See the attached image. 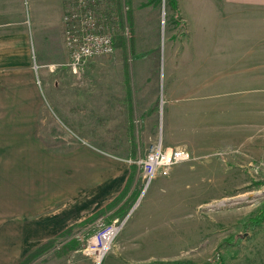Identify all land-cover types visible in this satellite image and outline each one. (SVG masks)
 I'll return each instance as SVG.
<instances>
[{
	"label": "rangeland",
	"instance_id": "1",
	"mask_svg": "<svg viewBox=\"0 0 264 264\" xmlns=\"http://www.w3.org/2000/svg\"><path fill=\"white\" fill-rule=\"evenodd\" d=\"M63 2L60 12L58 0H0V194L15 197L16 189L34 200L40 191L42 199L47 195L42 187L53 176L47 173L59 162L63 176L83 174L71 189L92 190L87 194L98 195L104 205L116 204L70 225L76 236L67 242L91 257L85 263L75 254L83 264H264V221L249 220L264 206V7L178 0L175 13L169 0H132L134 51L147 52L130 55L136 74L131 87L141 100L132 117L134 134L126 132L127 123L113 106L116 118L106 124L108 135L115 136L98 144L80 136L88 130L86 92L104 85L117 89L113 78L123 72L121 56L113 51L92 57L72 75L64 15L78 3ZM105 26L113 34L115 29ZM92 72L97 79H90ZM58 82L62 95L54 93ZM31 87L39 90L36 96ZM70 100L78 112L70 110ZM158 139L188 148L192 158L175 163L168 175L157 174L142 195V169L129 159L144 156ZM76 147L91 165L66 161ZM51 148L60 157L54 158ZM125 199H131L125 213L110 215ZM22 202H11L13 212L6 210L11 219L22 220L17 216ZM127 213L98 263L97 219L109 222ZM0 219H8L6 213ZM116 241L136 247L134 262ZM59 243L47 253H57Z\"/></svg>",
	"mask_w": 264,
	"mask_h": 264
},
{
	"label": "crops",
	"instance_id": "2",
	"mask_svg": "<svg viewBox=\"0 0 264 264\" xmlns=\"http://www.w3.org/2000/svg\"><path fill=\"white\" fill-rule=\"evenodd\" d=\"M224 1L235 5L264 7V0ZM58 3L61 12V8H64L67 3L65 4L63 0H58ZM88 3L90 7L94 9V6L97 4V0H88ZM23 62H26V60H24ZM68 67L70 69V66ZM55 70V72H57L58 69ZM91 70H93V68H91ZM70 73L74 75L72 71ZM5 74H3L2 77L4 76L7 79L8 77L13 76V74H11L10 76ZM62 76L63 78L66 77L65 75ZM93 76L94 75L92 72L90 78L91 80L93 79ZM135 76L136 74H134L133 72L130 74L132 80L135 78ZM137 76H139V74H137ZM126 77L127 74L123 72L114 75L113 79L118 82V84H121L122 88L118 86L115 82L117 89H112L110 86L106 87V85L102 86V89H100L101 91H97V88L94 87H89L87 89L86 97L87 102L89 101V106H87L88 109L86 110V127L88 128V130H81L80 136L89 138L91 141L94 138V142L98 144L111 142L110 140L113 139H108V137L111 136L110 138H113L115 136V133L108 135V132H111V129L108 127L106 122L111 120L113 121L116 118L111 116V112L114 111L113 106H116V110L122 113V115L120 116L122 117L121 122L126 121L127 123L128 120L125 113L130 109L131 99L129 95L133 96L134 105L138 106L141 100L139 97L138 101L136 90L134 87H132L131 91H127V88L125 86ZM27 79L30 78L28 77ZM95 79L97 78L95 77L93 80ZM101 79H106V76L102 74ZM59 87H61V83L58 82V84L56 83L53 88L55 89L54 93L62 95V90ZM31 89L33 90L34 96L39 93V90H37V88L31 87ZM57 96L54 95V99ZM55 102H57L56 99ZM34 103H37V99H35ZM34 103H32L31 106H33ZM69 103L70 110L72 112H78V108L73 106V101L70 100ZM133 107L135 111L136 108L135 106ZM101 111L103 113L101 117L102 123L98 124L97 120L101 116ZM89 120L91 121V123L89 122ZM128 125L129 123L126 124V132L129 134ZM126 132L122 131L121 135L124 136ZM49 143L53 144L51 141H49ZM77 150V147L76 149H73L70 152L71 155L73 154L72 157L67 158L66 161H71L70 164H73L72 161L80 159L83 160L84 163H81L79 165L84 164L86 167L91 165L90 163H86V156L78 155L79 152ZM84 151H86V155L87 152H89L87 149H85ZM51 152H53L54 158L60 157L61 155L58 149L51 148ZM89 158L91 157L89 156ZM63 170L65 169H62V164L59 162L55 166V168L51 170L50 173H47L53 176H50L51 180H49V182H46L45 185L42 187L44 188L43 193L47 194L42 199L40 191H36L37 195L34 200L30 199L29 195L23 196V193L21 194L16 189L15 191L18 193V195H16L15 197L10 193L5 196L3 193L0 194V213H6L8 218L6 220L0 219V264H18V262L30 250L35 248L42 241L59 236L61 232L65 231L66 229H69L70 225L73 222H76L77 220H82L87 215H90L93 211L98 210L104 205V200L98 201L95 198L98 197V195L93 196V194H87L88 191L92 190H88L85 191L83 194H79V192H76L77 189L74 190V187L73 189H71L72 186L70 185L73 182H76L77 177L83 176V174L77 175V172L68 171L70 172V174L63 176ZM3 187L1 186V188ZM25 188H27V186H25ZM15 199H22L23 201L22 205L18 206L19 213L17 215L23 217L21 221L11 219L10 217L13 216L12 214L8 216V213H10L9 211L13 212L12 203H14ZM6 210L9 211L6 212ZM1 222H4L3 226L1 225ZM74 236L76 235L74 233L71 234L70 231H67L63 235H60L57 238V241H60V253H55L56 255H51L50 252H44L40 254L31 264H83L80 258H75V254L83 256L82 258L86 259L85 263L88 262L87 259H89V261H92L90 259L91 257H88V255L84 254L82 251V254L77 253L79 251L77 246H72L71 248L63 251V247L66 248L65 244L69 243L67 241H70V239H72ZM118 243L119 242L116 241L117 248L124 249V251L128 248L127 252H130V254H128L130 257L129 259L134 262L136 260V256L134 255V252L137 250L136 247L132 244L126 246L125 241L120 243L122 245ZM114 264H121V262H116Z\"/></svg>",
	"mask_w": 264,
	"mask_h": 264
},
{
	"label": "built area",
	"instance_id": "3",
	"mask_svg": "<svg viewBox=\"0 0 264 264\" xmlns=\"http://www.w3.org/2000/svg\"><path fill=\"white\" fill-rule=\"evenodd\" d=\"M78 5L72 7L64 15V40L71 59L68 62L73 73H80L89 59L98 55L110 54L114 51L113 35L102 29L105 26L90 7L88 0H77ZM87 4V6H86ZM85 6V8H84ZM56 65V64H55ZM54 65V66H55ZM192 154L186 147L166 145L162 139L151 143L148 151L142 157L130 158L129 161L136 163L143 172L144 191L157 175H168L171 167L184 160H190ZM141 195V196H142ZM140 202V197L133 208ZM129 213L123 217H114L109 222L99 218L96 221L98 241L96 246L98 263L107 252L111 241L123 228Z\"/></svg>",
	"mask_w": 264,
	"mask_h": 264
},
{
	"label": "trees",
	"instance_id": "4",
	"mask_svg": "<svg viewBox=\"0 0 264 264\" xmlns=\"http://www.w3.org/2000/svg\"><path fill=\"white\" fill-rule=\"evenodd\" d=\"M131 1L132 0H97V4L94 6L95 8L93 9V11L97 14L100 21L104 25L108 24L113 29H115L113 34H112L113 35L112 37H113L114 51H117L121 56L120 61L122 62V65H123V73L127 74V77L125 79V86H126V88H128V92L131 91V89H132L130 74L133 72L131 70L130 55L134 53L136 58H140L142 55L147 54V52H145V51H139V52L134 51L136 39L133 36L134 35L133 32L135 31L134 30V24H135L136 13H135L133 6L130 5ZM153 1L159 2L161 0H153ZM169 5L175 11V13H177L179 11L178 0H169ZM105 22H107V24ZM130 99H131L130 100L131 101L130 102V109L125 114H126L127 120H128L127 124L129 123V125H128L129 126L128 127L129 133L134 134L135 127H134V124L132 122V117L134 116V109H133L134 107L133 106H135V105L133 102V96L132 95H131ZM158 104H159V102L156 101L154 107L156 106V108H157ZM136 153H137L136 149L131 148L129 155H130V157H134L136 155ZM132 159H135V158H132ZM133 164L135 166H137L136 163H133ZM131 178H132V174H129L127 182L130 181V183H131V181L133 180ZM132 193H133V191H132ZM124 194H125V192H124ZM124 194L120 197V199L124 196ZM133 196L130 198L132 199ZM131 199L128 201H127V199H125V202L123 201L118 206L114 207V209L112 210V214H110V215H117V214L125 213L127 203L129 201H131ZM114 205H116V204L108 203V204L100 207L98 209V214L101 215L102 213H105L107 211V209H109V206L113 208ZM263 210H264V206L257 212V214H254V212L250 213L249 220H250V222L253 221L252 224H254V225L259 224L262 221H264V215H262ZM67 231H69V230L66 229L65 231L61 232L59 234V236L65 234ZM59 236L42 241L39 245H37L32 250H30L18 262V264H30L31 262H33L40 254L47 252L53 246V244H55V242L57 241V238ZM73 244L74 245H71L70 242L66 243L65 244L66 248L63 247V251L71 248L72 246H74V247L77 246L75 243H73ZM57 253H60V249L57 251Z\"/></svg>",
	"mask_w": 264,
	"mask_h": 264
},
{
	"label": "water",
	"instance_id": "5",
	"mask_svg": "<svg viewBox=\"0 0 264 264\" xmlns=\"http://www.w3.org/2000/svg\"><path fill=\"white\" fill-rule=\"evenodd\" d=\"M163 19H164V14H163ZM162 22H163V24H164V20H162ZM162 32H163V30H162Z\"/></svg>",
	"mask_w": 264,
	"mask_h": 264
}]
</instances>
